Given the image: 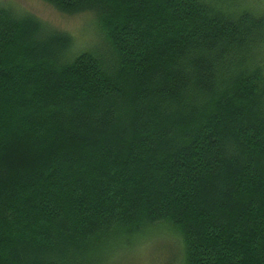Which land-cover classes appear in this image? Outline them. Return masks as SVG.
<instances>
[{"label":"trees","instance_id":"obj_1","mask_svg":"<svg viewBox=\"0 0 264 264\" xmlns=\"http://www.w3.org/2000/svg\"><path fill=\"white\" fill-rule=\"evenodd\" d=\"M43 1L98 37L0 1V264H264V10Z\"/></svg>","mask_w":264,"mask_h":264},{"label":"rangeland","instance_id":"obj_2","mask_svg":"<svg viewBox=\"0 0 264 264\" xmlns=\"http://www.w3.org/2000/svg\"><path fill=\"white\" fill-rule=\"evenodd\" d=\"M19 12H28L48 26L69 33L74 39L73 50L80 51L94 44L97 27L92 13L86 11L77 14H65L43 0H0ZM252 7L264 10V0H245ZM99 34V33H98ZM171 239V238H170ZM169 238L165 235H153L135 243L130 249H124L119 256H114L109 264H163ZM170 248V247H169ZM164 259V260H163ZM117 260V263H115Z\"/></svg>","mask_w":264,"mask_h":264}]
</instances>
